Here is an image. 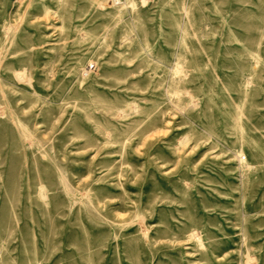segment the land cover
<instances>
[{"label":"rangeland","instance_id":"1","mask_svg":"<svg viewBox=\"0 0 264 264\" xmlns=\"http://www.w3.org/2000/svg\"><path fill=\"white\" fill-rule=\"evenodd\" d=\"M0 264H264V0H0Z\"/></svg>","mask_w":264,"mask_h":264}]
</instances>
